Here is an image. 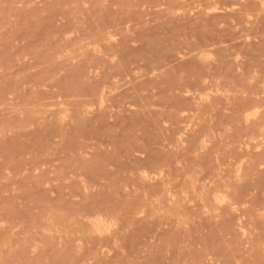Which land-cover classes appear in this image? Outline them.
Instances as JSON below:
<instances>
[{
	"label": "rangeland",
	"instance_id": "rangeland-1",
	"mask_svg": "<svg viewBox=\"0 0 264 264\" xmlns=\"http://www.w3.org/2000/svg\"><path fill=\"white\" fill-rule=\"evenodd\" d=\"M0 264H264V0H0Z\"/></svg>",
	"mask_w": 264,
	"mask_h": 264
}]
</instances>
